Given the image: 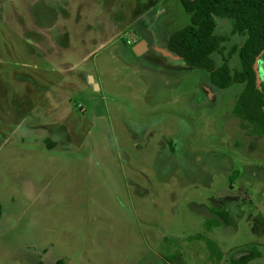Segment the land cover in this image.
I'll return each mask as SVG.
<instances>
[{
    "label": "rangeland",
    "instance_id": "rangeland-1",
    "mask_svg": "<svg viewBox=\"0 0 264 264\" xmlns=\"http://www.w3.org/2000/svg\"><path fill=\"white\" fill-rule=\"evenodd\" d=\"M190 21L180 0H0V264H264L244 86L161 54ZM217 25L221 67L245 38Z\"/></svg>",
    "mask_w": 264,
    "mask_h": 264
},
{
    "label": "trees",
    "instance_id": "trees-1",
    "mask_svg": "<svg viewBox=\"0 0 264 264\" xmlns=\"http://www.w3.org/2000/svg\"><path fill=\"white\" fill-rule=\"evenodd\" d=\"M185 12L191 16L190 25L175 32L167 42V49L188 67L205 70L213 86L227 90L235 84L244 89L233 108L236 117L255 128L264 137V84L259 85L255 65L260 59L264 65V0H180ZM217 18L234 23L233 34L245 38L240 47L234 46L221 67L213 55H224L227 36L216 33ZM238 55L240 69L232 73L229 59ZM230 223L227 213L216 211ZM2 207L0 205V220ZM253 254L235 264H248ZM56 264H64L63 260Z\"/></svg>",
    "mask_w": 264,
    "mask_h": 264
},
{
    "label": "water",
    "instance_id": "water-1",
    "mask_svg": "<svg viewBox=\"0 0 264 264\" xmlns=\"http://www.w3.org/2000/svg\"><path fill=\"white\" fill-rule=\"evenodd\" d=\"M146 46H147V43L146 42H141L139 45H137L134 48L135 54H137V56H141L143 54V52H145ZM258 61H259V59L257 60V62ZM255 70H256V65H255ZM257 79H258V73H257ZM258 81H259V79H258ZM89 83L94 85L95 90H98L99 89L98 85L95 84V81H94L93 77H89Z\"/></svg>",
    "mask_w": 264,
    "mask_h": 264
},
{
    "label": "crops",
    "instance_id": "crops-1",
    "mask_svg": "<svg viewBox=\"0 0 264 264\" xmlns=\"http://www.w3.org/2000/svg\"><path fill=\"white\" fill-rule=\"evenodd\" d=\"M149 50H150V48H149V45L147 44V46H146V50H145V52H143V56L145 55V54H147L148 52H149ZM161 53V52H160ZM164 57H168V58H170V59H172L173 61H181L182 63H184L181 59H179L178 57H175L171 52H169L168 51V49H167V45L164 47V49L162 50V53H161ZM167 55H169V56H167ZM173 55V56H172ZM142 56V57H143ZM213 58H214V55H213ZM185 64V63H184ZM99 90V89H98ZM241 94V93H240ZM237 100H238V98H237ZM237 102V101H236Z\"/></svg>",
    "mask_w": 264,
    "mask_h": 264
},
{
    "label": "bare ground",
    "instance_id": "bare-ground-1",
    "mask_svg": "<svg viewBox=\"0 0 264 264\" xmlns=\"http://www.w3.org/2000/svg\"><path fill=\"white\" fill-rule=\"evenodd\" d=\"M176 62H178V61H176Z\"/></svg>",
    "mask_w": 264,
    "mask_h": 264
}]
</instances>
